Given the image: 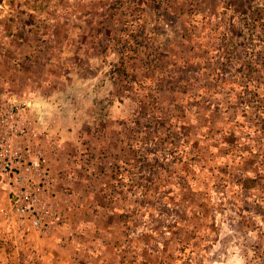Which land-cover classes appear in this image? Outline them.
Wrapping results in <instances>:
<instances>
[{
	"label": "rangeland",
	"instance_id": "374dc122",
	"mask_svg": "<svg viewBox=\"0 0 264 264\" xmlns=\"http://www.w3.org/2000/svg\"><path fill=\"white\" fill-rule=\"evenodd\" d=\"M44 1L0 16L52 178L24 232L8 187L0 264H264V0Z\"/></svg>",
	"mask_w": 264,
	"mask_h": 264
},
{
	"label": "built area",
	"instance_id": "2783aa9c",
	"mask_svg": "<svg viewBox=\"0 0 264 264\" xmlns=\"http://www.w3.org/2000/svg\"><path fill=\"white\" fill-rule=\"evenodd\" d=\"M46 141V135L37 136L25 103L10 98L0 103V177L14 193L10 210L3 213L20 232L44 224L38 206L52 185Z\"/></svg>",
	"mask_w": 264,
	"mask_h": 264
},
{
	"label": "crops",
	"instance_id": "0c3cea01",
	"mask_svg": "<svg viewBox=\"0 0 264 264\" xmlns=\"http://www.w3.org/2000/svg\"><path fill=\"white\" fill-rule=\"evenodd\" d=\"M41 3L44 5L46 2L44 0H0V16H2L4 13H9L11 15L18 14L22 11H31L32 7L34 5H37ZM3 17L0 18V21H2ZM12 26L13 24H1L0 22V56L5 55L8 53V47L5 45L4 38H8L7 36L9 33L12 32ZM33 101L35 98L32 99ZM35 101H38L36 99ZM41 106H43V109H47L49 105L45 106V103L42 102ZM46 135V134H43ZM46 143V142H45ZM44 143V145H45ZM37 180H40L39 178ZM10 185L8 182L0 177V202L2 200H6L8 198L7 196V190L9 189ZM66 249L63 248V250H60L57 253H66ZM111 251H106L108 253L105 257V264H154L149 262H140L141 258V252L138 249L130 248L129 252H122L123 259L121 260L119 256H116L115 260L111 258L110 253ZM226 256L223 257L221 261L218 262V264H246V259L244 255L243 248L239 246H231L226 249ZM100 253V252H99ZM46 263H51L49 260L46 261ZM73 264H80L78 262H72ZM57 264H68L64 260H60V257L57 258ZM215 264V263H214Z\"/></svg>",
	"mask_w": 264,
	"mask_h": 264
}]
</instances>
